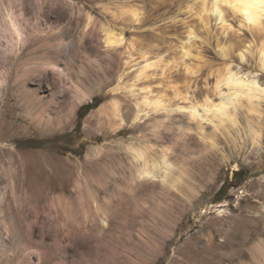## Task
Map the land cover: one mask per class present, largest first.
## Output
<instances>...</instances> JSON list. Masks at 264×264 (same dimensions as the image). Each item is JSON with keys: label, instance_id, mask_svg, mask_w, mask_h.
I'll use <instances>...</instances> for the list:
<instances>
[{"label": "rangeland", "instance_id": "1", "mask_svg": "<svg viewBox=\"0 0 264 264\" xmlns=\"http://www.w3.org/2000/svg\"><path fill=\"white\" fill-rule=\"evenodd\" d=\"M213 2L0 0V264H264V93L189 113L264 87V15Z\"/></svg>", "mask_w": 264, "mask_h": 264}, {"label": "bare ground", "instance_id": "2", "mask_svg": "<svg viewBox=\"0 0 264 264\" xmlns=\"http://www.w3.org/2000/svg\"><path fill=\"white\" fill-rule=\"evenodd\" d=\"M222 3L228 4L235 12L240 13L244 20L250 25H260L261 18L264 15V2H261V0H214L212 10H215L220 18L224 20L221 9ZM107 39L112 41V43H118V41L120 42L123 40L122 37L112 39L111 35H109ZM260 64L261 68L264 70V46L261 48ZM222 85H226L229 89L224 95L225 100L214 103L207 98L206 103L203 105L193 104L189 108V113L193 119H196L200 124H202L204 119H209V114L218 118L222 122H225L226 118L235 120L231 113L230 106L236 107L243 97H247L249 102L253 103V98L258 97L259 93H264V87L261 88L257 81L248 80L243 78V76L241 77L237 72L232 70L230 66L225 68V71L218 79L217 87L219 88ZM144 102L152 104L156 108L163 106V102L160 99L154 101L145 99ZM133 152L137 161L143 160V164L138 168L141 178L145 177L152 179L157 177V168L163 170V179L168 177V170L170 169L171 164H169L165 157L161 165H159L158 162L150 164L145 150L134 148Z\"/></svg>", "mask_w": 264, "mask_h": 264}, {"label": "trees", "instance_id": "3", "mask_svg": "<svg viewBox=\"0 0 264 264\" xmlns=\"http://www.w3.org/2000/svg\"><path fill=\"white\" fill-rule=\"evenodd\" d=\"M94 104L93 103H89L87 105H82L79 109V113H81V116H84L88 111H89V108H91ZM85 110L84 113H82V111Z\"/></svg>", "mask_w": 264, "mask_h": 264}, {"label": "snow or ice", "instance_id": "4", "mask_svg": "<svg viewBox=\"0 0 264 264\" xmlns=\"http://www.w3.org/2000/svg\"><path fill=\"white\" fill-rule=\"evenodd\" d=\"M261 2H264V0H261Z\"/></svg>", "mask_w": 264, "mask_h": 264}]
</instances>
